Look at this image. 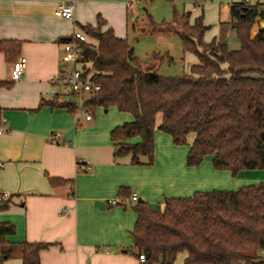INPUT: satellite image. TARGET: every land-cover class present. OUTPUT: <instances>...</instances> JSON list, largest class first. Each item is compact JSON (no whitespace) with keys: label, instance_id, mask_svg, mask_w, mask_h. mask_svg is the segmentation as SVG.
<instances>
[{"label":"trees","instance_id":"1","mask_svg":"<svg viewBox=\"0 0 264 264\" xmlns=\"http://www.w3.org/2000/svg\"><path fill=\"white\" fill-rule=\"evenodd\" d=\"M258 8L259 4L244 1L229 6L238 50L214 40L205 43L202 15L190 24L187 12L161 29L154 28L175 33L183 52L197 59L188 73L170 77L158 74L155 63L141 62L128 41L116 37L112 29L102 30L105 21L100 17L95 26H80L95 42L81 43V69L100 87L85 100V108L92 114L97 108L113 107L132 116L131 122L109 134L115 157H129L131 165H152L158 130L176 147L186 145L192 136L187 167H197L210 157L214 170L231 176L244 170L264 171V13ZM255 22H259L257 32L251 37ZM19 50V41L0 40V53L7 61L14 62ZM158 58L151 55L153 61ZM9 86L0 81V88ZM50 105L71 114L76 111L74 98ZM134 139L138 142L131 143ZM49 181L54 186L58 182ZM117 195L119 202L107 205H123L135 214L130 235L136 257L144 255L141 264H173L180 253L185 254L183 264H264L263 182L164 198L162 206L155 207L129 202L126 187L119 188ZM7 207L8 200L0 201V212ZM14 233L12 224L0 222V264L16 252L19 264H39V254L49 244L6 241Z\"/></svg>","mask_w":264,"mask_h":264},{"label":"crops","instance_id":"2","mask_svg":"<svg viewBox=\"0 0 264 264\" xmlns=\"http://www.w3.org/2000/svg\"><path fill=\"white\" fill-rule=\"evenodd\" d=\"M196 1L191 13L202 15L206 31L215 27L214 35L205 37L204 32L203 41L214 40L228 50H238L239 44L228 43L235 23L230 18V4L218 10L221 18L208 24L200 0ZM60 2L72 4L70 20L56 15L54 8ZM258 9L264 13V5L259 4ZM135 15V9L126 8V0H0V40L19 41L18 57L26 59L22 79L12 82L13 61L0 53V81L10 84L0 88V126L4 122L0 191L10 194L0 222L15 227L14 235L6 238L8 242L49 244L40 252L39 264H141L130 235L135 214L123 205H107L117 198L118 189L126 187L138 195V202L154 207L162 206L164 198L205 191L204 183L217 181L214 174L219 173L203 171L202 163L187 167V150L174 146L170 137L158 130L154 132L152 165H131L129 157H115L109 134L132 121L128 113L111 107L103 110L105 114L110 110V115L95 117L92 113L91 119L85 120L78 114L75 121L66 108L50 105L74 98L51 82L73 68L61 61L63 43L73 32L86 24L95 26L100 17L105 21L101 29H112L118 38L128 41L129 30L134 38L136 33L158 37L161 32L154 28H139ZM256 32L253 25L251 37ZM190 56L185 58L193 65L197 59ZM151 61L158 66V60ZM159 122L160 117L156 126ZM53 134H57L56 140L49 139ZM141 160L145 162V158ZM77 161H87L90 170L79 171ZM49 179L58 182L54 186ZM96 201L104 203L102 210L94 206ZM19 263L16 252L7 264Z\"/></svg>","mask_w":264,"mask_h":264},{"label":"rangeland","instance_id":"3","mask_svg":"<svg viewBox=\"0 0 264 264\" xmlns=\"http://www.w3.org/2000/svg\"><path fill=\"white\" fill-rule=\"evenodd\" d=\"M136 15L139 28H150V29H161L166 24H171L174 21V18L183 15L184 13L190 12L189 23L192 24L195 16L192 14V9L196 6V0H136ZM244 1L249 5L261 4L264 5V0H200L198 4H202L203 13L205 14L208 24L214 22L217 18L222 17V13H219L218 10L224 6L232 4L233 2ZM192 12V13H191ZM219 15V16H218ZM209 19V20H208ZM152 23V26L149 24ZM215 22L214 24H216ZM256 23V24H255ZM254 25L258 27L259 22H255ZM163 25V26H162ZM209 26V25H208ZM215 27L210 26L205 33V37L209 35H214ZM253 30H256L253 27ZM214 32V33H213ZM128 43L133 48L134 54L141 62L151 63V55L153 53L159 56L157 72L158 74L170 77V76H179L182 74L188 73L189 66L191 63L186 60L185 57H191V54L183 52L178 36L173 32H161L158 34V37L152 36L153 34H139L136 33V36H132L131 30L128 31ZM90 43L94 41L87 38ZM229 44H239L235 31L233 35L228 37ZM161 60V61H159ZM70 64L69 67L70 68ZM252 77H259L257 73H251ZM114 110V109H113ZM115 111V110H114ZM103 114L105 116L110 115V110L107 114L103 112V109H96L93 112V116L97 117L98 115ZM160 116L158 115L156 119ZM166 135V134H165ZM191 135L187 138V143L184 146H181L182 149H186L188 152L189 145L191 144ZM203 171L209 169L210 173H219L214 174L217 181L204 183L207 187L204 188L205 191L210 190H235L244 185L255 184L257 182H262L264 180V171L260 170H244L243 174L231 176L228 171H217L214 170L210 164V157H205L202 164ZM206 172V171H205ZM247 173H256L253 176L247 175ZM262 173V174H260ZM224 175L223 177H221ZM249 180V181H248ZM252 180V181H250ZM251 182V183H249ZM184 197V196H181ZM158 206V204L153 205ZM131 255V252H129ZM184 253L177 255L173 264H183ZM8 261H5L3 264H7Z\"/></svg>","mask_w":264,"mask_h":264},{"label":"built area","instance_id":"4","mask_svg":"<svg viewBox=\"0 0 264 264\" xmlns=\"http://www.w3.org/2000/svg\"><path fill=\"white\" fill-rule=\"evenodd\" d=\"M136 2V0H126V8L128 11H132L136 8ZM54 10L56 15L63 19L70 20L72 18L73 7L70 3L60 2L56 4ZM85 42H88L86 34L82 30L76 29L73 32L71 39L63 43L61 61L70 64L73 68L69 71L63 72L59 77L51 81L52 83L60 86L67 94L74 97L76 111L73 114V117L75 121L78 114H81L85 120L91 119V114L85 108L84 102L100 89L99 85L90 81L88 75H83V70L81 69L83 66L81 43ZM25 65L26 59L21 56L12 63L10 69V80L12 82H18L22 79ZM3 124L4 122H2V125L0 126V134L4 130ZM56 137L57 134H53L49 137V139L56 140ZM76 167L79 171L87 172L90 170L91 165L87 161H77ZM9 197V193L6 191H0V201H7ZM137 201L138 195L136 193H131L129 202L133 203ZM117 202H119L117 198L113 201H109L111 204H115ZM138 260L143 263L145 260L144 255L140 254L138 256Z\"/></svg>","mask_w":264,"mask_h":264},{"label":"water","instance_id":"5","mask_svg":"<svg viewBox=\"0 0 264 264\" xmlns=\"http://www.w3.org/2000/svg\"><path fill=\"white\" fill-rule=\"evenodd\" d=\"M139 202H142V201H139ZM94 206H95L96 208L102 210V209L104 208V203L96 201V202L94 203Z\"/></svg>","mask_w":264,"mask_h":264}]
</instances>
